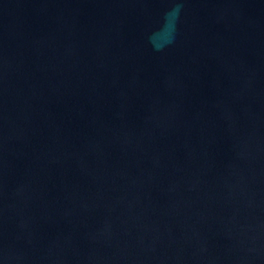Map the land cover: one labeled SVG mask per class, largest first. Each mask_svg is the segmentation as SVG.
<instances>
[{
	"label": "water",
	"instance_id": "95a60500",
	"mask_svg": "<svg viewBox=\"0 0 264 264\" xmlns=\"http://www.w3.org/2000/svg\"><path fill=\"white\" fill-rule=\"evenodd\" d=\"M0 264H264V0H0Z\"/></svg>",
	"mask_w": 264,
	"mask_h": 264
}]
</instances>
